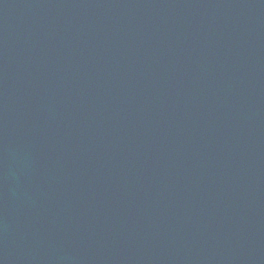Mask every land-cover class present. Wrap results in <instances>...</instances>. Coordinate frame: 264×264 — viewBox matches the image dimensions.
Segmentation results:
<instances>
[{
  "label": "water",
  "instance_id": "water-1",
  "mask_svg": "<svg viewBox=\"0 0 264 264\" xmlns=\"http://www.w3.org/2000/svg\"><path fill=\"white\" fill-rule=\"evenodd\" d=\"M0 264H264V0H0Z\"/></svg>",
  "mask_w": 264,
  "mask_h": 264
}]
</instances>
